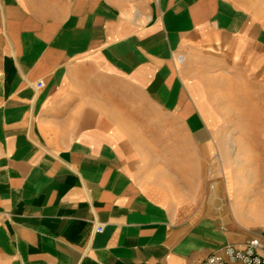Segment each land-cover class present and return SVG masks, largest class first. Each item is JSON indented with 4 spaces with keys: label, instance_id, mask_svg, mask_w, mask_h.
<instances>
[{
    "label": "crops",
    "instance_id": "1",
    "mask_svg": "<svg viewBox=\"0 0 264 264\" xmlns=\"http://www.w3.org/2000/svg\"><path fill=\"white\" fill-rule=\"evenodd\" d=\"M0 9V264H201L264 235L177 57L218 43L264 61V0Z\"/></svg>",
    "mask_w": 264,
    "mask_h": 264
},
{
    "label": "rangeland",
    "instance_id": "2",
    "mask_svg": "<svg viewBox=\"0 0 264 264\" xmlns=\"http://www.w3.org/2000/svg\"><path fill=\"white\" fill-rule=\"evenodd\" d=\"M217 45L205 43L179 54L184 56L179 67L188 84H198L212 99L220 117L216 128L231 160L227 178L240 173L247 215L264 220V61L246 51L217 50ZM6 46L0 9V60Z\"/></svg>",
    "mask_w": 264,
    "mask_h": 264
},
{
    "label": "built area",
    "instance_id": "3",
    "mask_svg": "<svg viewBox=\"0 0 264 264\" xmlns=\"http://www.w3.org/2000/svg\"><path fill=\"white\" fill-rule=\"evenodd\" d=\"M179 60L183 56L178 57ZM44 86L43 81L37 83V87ZM214 187V185H211ZM102 225L97 226V231H102ZM264 264V235L256 234L242 245L227 244L220 251L213 253L201 264Z\"/></svg>",
    "mask_w": 264,
    "mask_h": 264
}]
</instances>
